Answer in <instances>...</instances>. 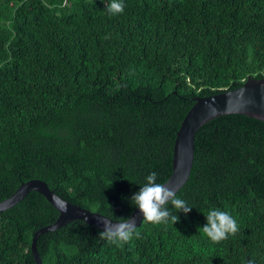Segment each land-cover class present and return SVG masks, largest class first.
I'll return each mask as SVG.
<instances>
[{
    "label": "trees",
    "instance_id": "16d2710c",
    "mask_svg": "<svg viewBox=\"0 0 264 264\" xmlns=\"http://www.w3.org/2000/svg\"><path fill=\"white\" fill-rule=\"evenodd\" d=\"M264 79V0H0V202L24 182L126 220L171 174L197 97ZM58 212L0 213V264ZM41 264H264V123L207 122L185 185L124 234L82 221L37 239Z\"/></svg>",
    "mask_w": 264,
    "mask_h": 264
},
{
    "label": "water",
    "instance_id": "95a60500",
    "mask_svg": "<svg viewBox=\"0 0 264 264\" xmlns=\"http://www.w3.org/2000/svg\"><path fill=\"white\" fill-rule=\"evenodd\" d=\"M231 114L245 115L264 123V79L248 77L236 89L194 99L193 105L176 131L169 178L139 203L124 221H116L67 202L50 190L45 182L38 179L22 183L9 198L0 202V213L18 204L30 192L39 193L57 210L58 217L55 222L39 228L32 236L30 249L35 264H41L37 239L72 221H82L109 234L121 235L126 231H132L145 223L185 185L194 161V142L206 123Z\"/></svg>",
    "mask_w": 264,
    "mask_h": 264
}]
</instances>
